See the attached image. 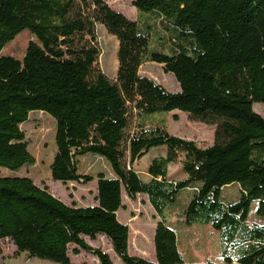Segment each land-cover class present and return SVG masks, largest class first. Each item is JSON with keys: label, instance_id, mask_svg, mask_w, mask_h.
<instances>
[{"label": "trees", "instance_id": "obj_1", "mask_svg": "<svg viewBox=\"0 0 264 264\" xmlns=\"http://www.w3.org/2000/svg\"><path fill=\"white\" fill-rule=\"evenodd\" d=\"M133 6L163 22L176 37L175 53L153 51L152 25L128 19L104 0H0V169L15 173L36 163L22 125L38 111L56 121L52 179L81 185L98 180V205L68 206L33 179L0 171V240L10 239L17 254L55 264H73L70 252L82 251L114 264L86 241L105 236L124 264H185L165 222L154 238L156 261L131 256L130 229L117 213L125 210V192L132 201L147 195L162 218L181 191L193 188L186 224H212L223 246L236 251L238 264H264V226L248 224L253 202L264 215V117L254 111L264 104V0H135ZM98 24L119 43L116 82L95 69ZM26 30L38 42H30L23 60L1 55ZM147 62L173 74L180 92L142 76ZM174 111L214 127V144L201 148L162 126L140 125L127 134L134 115L144 121ZM163 146L167 153L152 161L150 179L143 180L135 165ZM88 155L104 158L114 177L80 173ZM181 155L187 178L174 182L168 167ZM232 184L241 196L227 204L222 190Z\"/></svg>", "mask_w": 264, "mask_h": 264}, {"label": "rangeland", "instance_id": "obj_2", "mask_svg": "<svg viewBox=\"0 0 264 264\" xmlns=\"http://www.w3.org/2000/svg\"><path fill=\"white\" fill-rule=\"evenodd\" d=\"M116 12L122 13L128 19L139 21L143 26L152 25L150 47L153 51L163 52L166 54L175 53L173 38H176L172 33L165 31L163 22L159 21L154 14H141L133 6L135 0H104ZM96 40L92 45L96 46L100 51V56L95 64L97 72L104 74L110 81H117L118 72V40L110 35L102 25H96ZM91 42V38L87 37ZM30 42H38L36 37L29 31H24L18 35L12 42L8 43L2 50L1 55L12 56L18 60H23L26 50ZM142 76L154 80L157 84L162 85L169 92H180V85L176 81L173 74H166L163 70V65L147 62L140 69ZM254 111L264 117V104H255ZM177 119V120H176ZM140 125H143L146 130H152L155 127H167L170 133L184 139L196 138L197 140L211 139V126H207L193 120L190 115L174 111L171 113H158L150 116V118L141 121L134 115L130 120V127L127 132L129 136L134 135L139 130ZM22 131L26 135V141L29 145L31 154L35 157L34 165L25 166L15 173H11L6 169H0L3 176H20L28 177L34 180L35 184L40 188L47 187L49 192L56 198L68 206L76 204L79 207H90L98 205V180L81 185L75 182L63 184L59 181H54L51 174V164L57 152L55 140L56 121L43 112H32L29 120L22 125ZM191 140V139H187ZM194 141V140H191ZM195 142V141H194ZM197 144V142H196ZM211 143H202L197 145L201 148H206ZM167 153V147L153 148L143 157V159L135 165L136 171L140 174L143 180L148 181V168L152 161ZM129 159V153H127ZM184 160V155L180 156L177 163L170 165L169 179L171 181H180L186 174L182 170L181 163ZM80 173L92 175L97 178L99 174L105 175L107 178H113L114 173L110 164L102 157L88 155L81 158ZM184 175V176H183ZM192 192L185 189L181 191L175 203L169 205L164 213V218L169 226L175 229L178 237V245L183 253V261L186 264H202L203 262H212L213 264H238L236 260H229L224 257V254L230 258L231 254H236L232 247L223 246L221 234L210 223L196 222L191 226L186 224L185 211L191 200ZM241 196L238 184L229 185L222 190V200L228 203H236ZM123 202L126 203L125 211L121 212L120 218L129 216V209L136 207V220L130 222V231L133 238L131 240V248L137 249V240L140 248L150 250L147 257H140L132 250L129 253L131 256L140 257L151 262L156 261V256L151 248V236L153 225L155 224L152 214L154 208L148 198L138 196L136 201L130 200L125 192H123ZM259 203L253 202L250 214L249 224H264V215L258 214ZM219 214H213V217H218ZM142 236H148V245L142 240ZM87 243L94 249H100L110 255L114 264H124L112 249V244L105 236H98L97 240L92 241L86 238ZM130 244V240H129ZM148 247V248H147ZM239 254V253H237ZM70 258L73 264H100L98 259L92 254L82 251L76 256L70 252ZM207 262V263H208ZM0 264H55L50 261L31 258L28 254H17V248L10 239L0 240Z\"/></svg>", "mask_w": 264, "mask_h": 264}, {"label": "crops", "instance_id": "obj_3", "mask_svg": "<svg viewBox=\"0 0 264 264\" xmlns=\"http://www.w3.org/2000/svg\"><path fill=\"white\" fill-rule=\"evenodd\" d=\"M163 127V126H162ZM169 133H170V131H169V129L167 128V127H164ZM215 131H216V129L214 128V127H211L210 128V132H211V139H203V141L201 140H197L196 138L194 139V138H190V137H188L187 139H191V140H194L195 142H197V145H201L202 143H211V144H209V146H212L213 144H214V141H215ZM171 134V133H170ZM208 146V147H209ZM161 156H165V154H161ZM170 165H173V164H170ZM170 165H169V167H170ZM181 166H182V164H181ZM182 168V167H181ZM169 169V168H168ZM184 176V175H183ZM149 178H150V176H149ZM187 178V175H186V177L184 176L183 178H182V180H184V179H186ZM239 186V185H238ZM193 188H188L187 190H189L190 192H192V196H191V199L193 198V196H194V191L192 190ZM239 190H240V192H241V188H240V186H239ZM139 196H142V197H146V198H148V196L147 195H139ZM149 199V198H148ZM191 201V200H190ZM223 201V200H222ZM224 202V201H223ZM224 203H227V204H229L228 202H224ZM123 204H124V206H126V203H124L123 202ZM129 209V216L128 217H126V218H124V220H121V218H120V214H121V212H124L123 210H119V212L117 213V217H118V219L122 222V223H124V224H126V225H128L129 226V228H130V225H131V223L130 222H134L135 220H136V217L137 216H135V209H136V207H134V209H132L131 207L130 208H128ZM152 217L154 218V221H155V224L153 225V232H152V238H151V240H149V242H151V248H152V252H154V255L156 256V250H155V243H154V238H155V234H156V230H157V226H158V224L160 223V222H165V225L167 226V227H169L170 229H172L175 233H176V236L178 235L177 234V232L175 231V229L174 228H172L171 226H169L168 224H167V222H166V220H165V218L164 217H160L158 214H157V212L155 211V209H154V213L152 214ZM198 222H200V221H198ZM201 222H204V221H201ZM206 223V222H205ZM248 224H249V219H248ZM212 225V224H211ZM250 225V224H249ZM253 225H259V224H253ZM251 226V225H250ZM262 226H264V224H262ZM132 238H133V235H131V231H130V236H129V240H130V244H129V246H130V250H132L134 253H136L138 256H140V257H147V255H148V252H150V250H148L147 251V249H144V248H140V246H139V242H138V240H137V249L136 248H134V249H132L131 248V240H132ZM142 240L147 244V246L150 248V246L148 245V236H142ZM178 237H177V243H178ZM178 245V244H177ZM147 247V248H148ZM178 251H179V253L181 254V256L183 257V253L181 252V250H180V248H179V245H178ZM238 251V250H237ZM139 257V258H140ZM230 259L232 260H236V255L234 256V254L230 257ZM208 262V261H207ZM207 262H203L202 264H206ZM211 262V261H210ZM186 264V263H185Z\"/></svg>", "mask_w": 264, "mask_h": 264}]
</instances>
